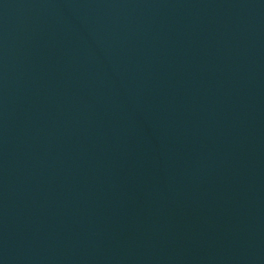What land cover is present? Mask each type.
<instances>
[{"label": "water", "instance_id": "water-1", "mask_svg": "<svg viewBox=\"0 0 264 264\" xmlns=\"http://www.w3.org/2000/svg\"><path fill=\"white\" fill-rule=\"evenodd\" d=\"M264 0H0V264H263Z\"/></svg>", "mask_w": 264, "mask_h": 264}]
</instances>
